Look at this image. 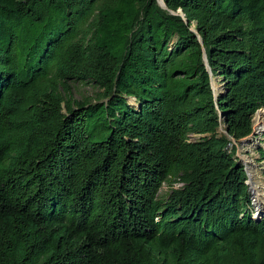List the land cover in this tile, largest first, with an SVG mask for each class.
Instances as JSON below:
<instances>
[{
  "label": "trees",
  "instance_id": "trees-1",
  "mask_svg": "<svg viewBox=\"0 0 264 264\" xmlns=\"http://www.w3.org/2000/svg\"><path fill=\"white\" fill-rule=\"evenodd\" d=\"M164 2L0 0V264H264V0Z\"/></svg>",
  "mask_w": 264,
  "mask_h": 264
},
{
  "label": "rangeland",
  "instance_id": "rangeland-1",
  "mask_svg": "<svg viewBox=\"0 0 264 264\" xmlns=\"http://www.w3.org/2000/svg\"><path fill=\"white\" fill-rule=\"evenodd\" d=\"M213 82H215V85L218 87V88H222V85L219 83V81H217V79H214ZM98 92L97 89H95L93 86H81L77 89L76 91V97L77 98H80V97H92L93 95H96ZM129 101V104L132 105V106H136V102L134 99H128ZM257 116V115H255ZM253 128L256 129L255 127V123L253 121ZM263 139H264V135L262 136ZM261 137V138H262ZM199 139V137H193V140H197ZM262 144H264V140H261L260 141ZM247 146H245L243 149V147H241L240 145L237 147V151H236V157L238 159V156L241 158L242 160V163L245 164V165H248L249 167V172L252 176V180H251V191L252 193H260L259 194V198L262 200V203L264 204V161L263 159H261V155L258 153V150L261 149H255L254 150V153L255 154H251L250 155V158L246 157L245 155L246 154H249L251 150H253V148L251 147H248L246 148ZM257 153V154H256ZM239 158V159H240ZM254 160V162L252 160ZM261 168V170L259 171V169ZM169 191V187L166 185L162 188L161 192H160V196H166V194L168 193ZM251 194V201L253 202V194ZM261 202V201H259ZM253 208V207H252ZM253 213L255 214V216H257V219L260 218V213L257 211L256 213V210L253 209ZM264 216V214H262Z\"/></svg>",
  "mask_w": 264,
  "mask_h": 264
},
{
  "label": "water",
  "instance_id": "water-1",
  "mask_svg": "<svg viewBox=\"0 0 264 264\" xmlns=\"http://www.w3.org/2000/svg\"><path fill=\"white\" fill-rule=\"evenodd\" d=\"M157 2H158V4L163 8V9H167V6H166V4H165V2H164V0H157ZM171 14H173V15H179V16H181L182 18H184V20H186L185 19V15H184V13L182 12V10H179L178 12H173V11H171ZM196 33L198 34V32L196 31ZM198 39H199V41H200V43H202V38H201V36L198 34ZM203 51H204V61H205V64H206V66H207V68H208V71L210 72V74H211V69H210V66H209V63H208V60H207V55H206V53H205V49H203ZM212 87H213V90H214V94H215V96H217V95H219L220 93H221V89H219L218 90V88H216V85H215V82H212ZM258 114V112L256 113V115ZM219 132H221V133H223V134H225V135H229V132L227 131V130H225L224 129V127H220L219 128ZM262 135H264V133L263 134H258L257 132H256V129H254L253 128V133L251 134V136H249L248 138H246V139H244V140H242L238 145H240L241 147H245L246 145H247V143H249L250 141H252L254 138H256V139H258L260 136H262ZM234 141V140H233ZM240 157L238 156V161H239V163H241L244 167H245V171H246V173H247V177H248V180L250 179V173H249V169H248V167L245 165V164H243L242 163V160H241V158L239 159ZM247 183V182H246ZM249 191L252 193V191L249 189ZM253 194V193H252ZM252 205L254 206V203L252 202ZM263 218V215L261 214L260 215V218L257 220V222H259L261 219Z\"/></svg>",
  "mask_w": 264,
  "mask_h": 264
},
{
  "label": "bare ground",
  "instance_id": "bare-ground-1",
  "mask_svg": "<svg viewBox=\"0 0 264 264\" xmlns=\"http://www.w3.org/2000/svg\"><path fill=\"white\" fill-rule=\"evenodd\" d=\"M216 88H218V87L216 86ZM218 90H219V88H218ZM255 127H256V132L258 134H263L264 133V116L263 115L258 114L256 116V118H255ZM257 146H261L260 141L258 143L256 142V144H253V145H250V146H247V147H251L253 149H256V148H258ZM263 146H264V144H263ZM256 194L259 196L260 193H256V192L253 193V199H254L256 204H260L259 201H262V200Z\"/></svg>",
  "mask_w": 264,
  "mask_h": 264
},
{
  "label": "built area",
  "instance_id": "built-area-1",
  "mask_svg": "<svg viewBox=\"0 0 264 264\" xmlns=\"http://www.w3.org/2000/svg\"><path fill=\"white\" fill-rule=\"evenodd\" d=\"M258 114H261V115H263L264 116V109H261V110H259L258 111ZM257 114V115H258ZM255 118H256V116L254 117V119H253V121H254V123H255ZM263 136V135H262ZM262 136H260L258 139H256V138H254L253 139V141L254 142H259V141H261V140H264L263 139V137ZM262 137V138H261ZM261 143V142H260ZM239 146V145H238ZM246 148H248V147H246ZM259 148H262L263 150H264V146H263V144L261 143V146H259L258 148H256V149H259ZM243 149H245V148H243ZM254 150L255 149H253V150H251L250 151V153L249 154H246L245 156L246 157H248V158H250V155L252 154H255L254 153ZM258 153L260 154V152H259V150H258ZM257 154V153H256ZM261 155V154H260ZM261 159H262V156H261ZM252 160V159H251ZM253 162H254V160H252ZM263 161H264V159H263ZM247 167H248V165H246ZM248 169H249V167H248ZM259 169V168H258ZM261 170V168L259 169V171ZM250 173V172H249ZM251 180H252V176H251V174H250V179L249 180H247V185L249 186V189H251ZM253 203H254V206L252 205V209H255L256 210V213H257V209H256V206H255V201L253 200ZM252 217L254 218V219H257V216H255V214L254 213H252Z\"/></svg>",
  "mask_w": 264,
  "mask_h": 264
}]
</instances>
